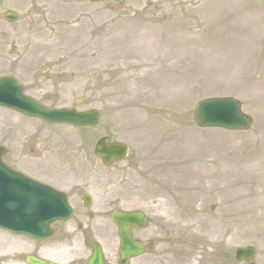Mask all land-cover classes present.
I'll list each match as a JSON object with an SVG mask.
<instances>
[{"label":"rangeland","instance_id":"rangeland-1","mask_svg":"<svg viewBox=\"0 0 264 264\" xmlns=\"http://www.w3.org/2000/svg\"><path fill=\"white\" fill-rule=\"evenodd\" d=\"M7 11L21 20L8 23ZM3 75L48 106L80 99L82 110H100L95 141L110 136L136 151L110 169L114 209L148 215L137 236L151 253L135 264H245L236 250L249 246L264 264V0H0ZM216 97L240 100L252 128H200L197 103ZM23 118L0 109V144L25 143L29 153L25 138L38 123ZM61 130L67 140L48 133L47 165L34 172L44 180L61 174L56 162L63 174L88 169L74 156L85 153L86 135ZM95 169L108 170L98 160ZM98 228L117 258L115 226ZM4 242L0 235L1 255L6 244L17 254L10 264H26L28 241ZM73 245L79 253L80 241ZM68 253L55 264H68Z\"/></svg>","mask_w":264,"mask_h":264},{"label":"water","instance_id":"water-1","mask_svg":"<svg viewBox=\"0 0 264 264\" xmlns=\"http://www.w3.org/2000/svg\"><path fill=\"white\" fill-rule=\"evenodd\" d=\"M91 1L100 2L103 0ZM6 18L9 21H15L18 17L14 13L9 12ZM0 106L17 110L25 115L37 117L49 123H69L81 127L96 126L100 118L97 112L79 114L76 111L43 108L32 99L25 97L22 87L14 79H0ZM194 119L203 128L246 131L251 126V119L242 113L240 103L231 98L202 101L197 107ZM96 153L106 162L111 159L120 160L126 156L127 147L120 144L111 145L108 139H103L98 143ZM3 155V149L0 148V226L17 234H24L37 239L51 238L54 234L51 229L53 220L55 218L62 219L70 214L65 197L48 187H44L45 191H42L45 196L44 201L48 198V203L46 207L44 206V209L48 210L50 218L45 224H27L32 216H35V205H37L38 200L32 193L24 192V196L18 198L13 190L7 192L2 188L1 182L5 179L9 180L11 176L8 174L12 172L8 165L4 163ZM29 182L32 181L29 180ZM11 193L14 196H11ZM6 194H9L7 199L5 198ZM53 199H55V202H53ZM24 221H26V224ZM114 221L119 226L122 238V258L126 261L131 256L142 254L144 248L142 245L132 241L130 230L134 226L141 228L144 224L145 216L140 213H117L114 216ZM254 256V248H241L237 251V259L239 261L250 263ZM100 257L101 255L98 252L94 264H101ZM29 262L32 264H50L38 259H30Z\"/></svg>","mask_w":264,"mask_h":264},{"label":"flooded vegetation","instance_id":"flooded-vegetation-1","mask_svg":"<svg viewBox=\"0 0 264 264\" xmlns=\"http://www.w3.org/2000/svg\"><path fill=\"white\" fill-rule=\"evenodd\" d=\"M48 130L47 125L40 122L32 138H25L31 144L30 152L27 153L25 148L26 144L23 143V145H20V148L10 147L7 156V162L15 170L47 184L50 183L48 180L42 179L41 176H38L34 172L39 173L47 165L48 159L42 158V156L44 152L48 153V143H46L49 139ZM82 145L84 150H89L87 140ZM86 151L84 154L74 155L78 158L77 165L82 162L89 163L87 166L88 169L83 171L82 175H78L75 170H66L65 174L67 172L68 175H57L53 178L52 184L50 183L52 187L66 194L73 212L71 219L55 225L57 229L56 246L49 248L48 242L32 241V254L41 257L50 254L54 259H58L65 252L66 248L80 241L79 253L70 255V264H86L92 255L94 243H100L105 249L107 242H104V238L109 233L98 227H105L106 225L109 226L112 224L114 208L120 204V201L118 197L113 198L112 196L114 186L110 174L111 168L105 171H99L103 172L104 176H98V172L95 169V156L91 159L92 155L90 156V153ZM38 154H40V158L35 156ZM34 161H39L40 163L37 164ZM59 167H62L61 163H59ZM101 182L104 183L103 186ZM140 232H133L136 240L139 239L137 235ZM143 242L150 251V244L146 241ZM105 260L106 264H122L119 257L109 259V257L105 256ZM131 264H135V260H132Z\"/></svg>","mask_w":264,"mask_h":264},{"label":"bare ground","instance_id":"bare-ground-1","mask_svg":"<svg viewBox=\"0 0 264 264\" xmlns=\"http://www.w3.org/2000/svg\"><path fill=\"white\" fill-rule=\"evenodd\" d=\"M4 243H7V241L4 242ZM5 245H2L1 246L5 250H3L4 251V256L1 255V252H0V256H3V257H0V264H10L11 262H13V260H16L17 259L16 252H14L11 249H7ZM30 248H32V244L30 242H28V244L26 245V248L25 249L27 250V249H30Z\"/></svg>","mask_w":264,"mask_h":264}]
</instances>
